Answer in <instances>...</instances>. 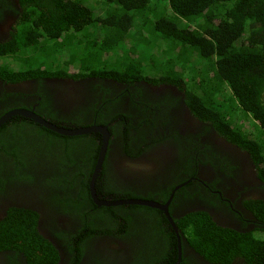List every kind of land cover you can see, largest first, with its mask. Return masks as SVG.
<instances>
[{"label":"flooded vegetation","instance_id":"1","mask_svg":"<svg viewBox=\"0 0 264 264\" xmlns=\"http://www.w3.org/2000/svg\"><path fill=\"white\" fill-rule=\"evenodd\" d=\"M32 1L0 0V46L12 41ZM16 108L66 127L107 126L98 196L154 200L168 205V213L139 204L97 205L90 184L103 134L55 132L89 142H78L60 162L42 160L47 136L37 122L18 115L24 122L15 134L31 133L15 144L30 158L25 165L12 158L15 135L0 132V223L12 209L37 214L51 257L29 256L0 228V264H245L234 239L264 234V165L240 145V134L225 135L197 116L176 84L62 74L11 80L0 73V117ZM200 215L208 221L207 254L189 231Z\"/></svg>","mask_w":264,"mask_h":264},{"label":"trees","instance_id":"2","mask_svg":"<svg viewBox=\"0 0 264 264\" xmlns=\"http://www.w3.org/2000/svg\"><path fill=\"white\" fill-rule=\"evenodd\" d=\"M28 13L12 41L0 46L2 75L11 80L62 74L112 77L123 83L171 82L186 94L197 116L225 135L231 130L240 134V145L264 165V0H36ZM237 109L250 114L249 124L235 126ZM20 120L11 118L0 132L15 135L9 139V155L25 165L30 157H23L15 142H24L31 132L15 134ZM37 127L48 141L40 150L42 160L60 162L76 144L89 142L86 136L65 137ZM58 144L66 145L65 150ZM110 211L117 219L113 207ZM36 219L37 214L12 209L0 228L29 256L50 258ZM206 223L200 215L189 230H195L192 239L201 243L204 254L211 249L203 235ZM234 241L240 243L245 264H264V237Z\"/></svg>","mask_w":264,"mask_h":264},{"label":"water","instance_id":"3","mask_svg":"<svg viewBox=\"0 0 264 264\" xmlns=\"http://www.w3.org/2000/svg\"><path fill=\"white\" fill-rule=\"evenodd\" d=\"M24 116L27 118L32 119L33 121L37 122L38 124L63 135L68 136H78L89 134L93 132H100L103 134L102 146L99 154L98 161L96 163L92 182H91V193L93 196L94 201L99 206H118V205H125V204H139V205H147L155 208H161L167 211L168 213V205L161 204L154 200H147V199H132V198H121V199H104L100 198L96 192V181L99 177L102 166L105 160L106 151L110 142V131L107 126L104 125H91V126H82V127H66L59 125L57 123L51 122L48 119L44 118L42 115L38 114L34 110L26 109V108H16L6 112L3 116L0 117V127L7 123L13 116ZM169 215V214H168ZM169 219L173 225L174 221L172 220L171 216L169 215Z\"/></svg>","mask_w":264,"mask_h":264},{"label":"rangeland","instance_id":"4","mask_svg":"<svg viewBox=\"0 0 264 264\" xmlns=\"http://www.w3.org/2000/svg\"><path fill=\"white\" fill-rule=\"evenodd\" d=\"M6 62H10V61H6ZM187 73H189L188 71H187ZM235 116H234V122H236L235 123V126H239L240 127V124L241 125H243L244 123L243 122H247L248 124H249V122H250V120H251V116H250V114L248 113H246V114H244L240 109H237V111H235V114H234ZM240 117H242L243 119H241L240 120ZM246 131V130H245ZM258 237H264V234H260V235H258V234H256Z\"/></svg>","mask_w":264,"mask_h":264}]
</instances>
